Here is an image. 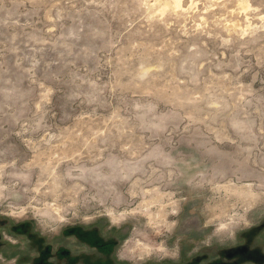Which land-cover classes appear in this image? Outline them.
<instances>
[{
  "label": "rangeland",
  "instance_id": "obj_1",
  "mask_svg": "<svg viewBox=\"0 0 264 264\" xmlns=\"http://www.w3.org/2000/svg\"><path fill=\"white\" fill-rule=\"evenodd\" d=\"M174 1L0 0V264H264V0Z\"/></svg>",
  "mask_w": 264,
  "mask_h": 264
},
{
  "label": "flooded vegetation",
  "instance_id": "obj_2",
  "mask_svg": "<svg viewBox=\"0 0 264 264\" xmlns=\"http://www.w3.org/2000/svg\"><path fill=\"white\" fill-rule=\"evenodd\" d=\"M109 250V249H108ZM200 257L196 258V260L198 261V263L200 264L201 262H203L206 258H204V260H199ZM211 261H209L207 264H210ZM182 264H185V263H182ZM202 264V263H201Z\"/></svg>",
  "mask_w": 264,
  "mask_h": 264
},
{
  "label": "bare ground",
  "instance_id": "obj_3",
  "mask_svg": "<svg viewBox=\"0 0 264 264\" xmlns=\"http://www.w3.org/2000/svg\"><path fill=\"white\" fill-rule=\"evenodd\" d=\"M180 1H181V0H175V1H174V2H175V4H176L178 7H180V6H181V3H180ZM177 6H176V7H177Z\"/></svg>",
  "mask_w": 264,
  "mask_h": 264
}]
</instances>
